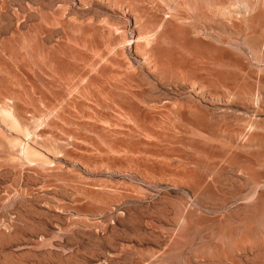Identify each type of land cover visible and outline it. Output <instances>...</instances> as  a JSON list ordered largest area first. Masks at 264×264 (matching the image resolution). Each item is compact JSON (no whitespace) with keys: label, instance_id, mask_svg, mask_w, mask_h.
Segmentation results:
<instances>
[{"label":"rangeland","instance_id":"1","mask_svg":"<svg viewBox=\"0 0 264 264\" xmlns=\"http://www.w3.org/2000/svg\"><path fill=\"white\" fill-rule=\"evenodd\" d=\"M0 264H264V0H0Z\"/></svg>","mask_w":264,"mask_h":264},{"label":"bare ground","instance_id":"2","mask_svg":"<svg viewBox=\"0 0 264 264\" xmlns=\"http://www.w3.org/2000/svg\"><path fill=\"white\" fill-rule=\"evenodd\" d=\"M238 94V93H237ZM251 97V96H250ZM154 113V112H153ZM132 116V115H131ZM156 124V123H155ZM20 126V125H19ZM158 126V125H157ZM20 128V130L21 131H23V129H25V131L23 132V134H26V133H29V131L27 132V130L29 129L28 127L26 128V127H24L23 126V129H22V127H19ZM253 130H256V129H253ZM141 133V132H140ZM139 133V134H140ZM31 134V133H30ZM241 134V133H240ZM253 135V134H252ZM25 136H27V135H25ZM24 136V137H25ZM27 137H25V139H26ZM30 138V137H29ZM256 138V137H255ZM245 140V139H244ZM243 140V141H244ZM247 141H248V139H246ZM14 141V146H16L17 147V155L19 154L20 156L22 155V156H24V157H26V158H28L29 160H28V162L29 163H32V161L33 160H31L33 157H37V159L39 158L41 161H40V163H42V164H44V165H46V164H48V161L43 157V155L42 154H40V152H38L37 150H35L33 147L31 148L28 144H26V143H23L21 140H13ZM12 141V142H13ZM28 141V140H27ZM249 142V141H248ZM247 142V143H248ZM36 143V142H35ZM44 147V146H43ZM50 154V153H49ZM19 156V157H20ZM36 165V164H35ZM38 166V165H37Z\"/></svg>","mask_w":264,"mask_h":264}]
</instances>
